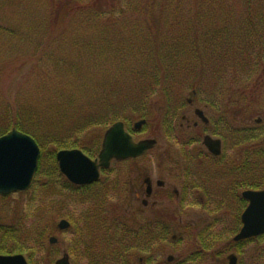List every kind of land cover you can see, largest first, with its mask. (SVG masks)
<instances>
[{
    "label": "rangeland",
    "instance_id": "374dc122",
    "mask_svg": "<svg viewBox=\"0 0 264 264\" xmlns=\"http://www.w3.org/2000/svg\"><path fill=\"white\" fill-rule=\"evenodd\" d=\"M6 1L0 0V4ZM43 1L45 7L48 6L50 9L59 10L61 7L66 6L64 7L65 10L69 11L74 8L73 5L77 0ZM88 1L92 3L93 0ZM96 1L97 4L104 6V9L114 8L116 13L118 12L116 15H119L120 10L129 9V0ZM23 6L16 3L13 15L19 16L21 10H24ZM39 7L41 6L30 4L26 8L30 12H34ZM150 9L152 10L151 15H155V19H157L155 22L151 21V30L154 35L151 40L155 45L158 44V47L159 42H162L160 39L163 33L169 27L179 25L181 16L185 20L183 21L185 27L189 25V28H191L194 24V28H199L198 24L205 27L212 23L208 20L213 18L214 13L221 16L217 18L216 24L224 23L230 31L237 35L236 52H240L239 44H241L245 49L242 58L251 60V62L241 73H237V76H233L232 72L228 70L229 68L221 70L219 82H215V80L208 77L203 81L195 82V77L188 76V80L182 82L184 84H175L178 88L177 98L179 101H176L175 104L172 100H166L160 90L159 93H154L146 106L149 109L147 123L143 125L140 131H134V137L137 141L145 138H156L158 144L147 152L144 157L126 162V165L114 163L112 166L115 170L114 175L118 174L113 181L110 176L104 174L100 180L101 183L89 191H74L72 184L66 177L61 176L60 172L59 174L54 173L53 170L45 177L37 175L31 187L26 191L5 196L0 195V224H8L13 228L21 226L24 227V230H27L38 222L43 228L53 229L50 236L58 238L57 243L50 244L53 245V248L48 251L44 252L36 246L38 264H55L64 253H69L72 264H89V260L98 261L97 264L103 263V261H107V257H104L107 254H116V259H123V253L120 251L123 244L121 245L119 239L124 236L123 230L134 231L138 229V223L141 220L137 215L142 207H140V201L136 199L139 192H141V184L145 173L153 179L154 188L158 191V199L162 202L153 212L144 211V213L152 218L160 219L166 226H169L168 236L160 235V240L157 242L160 243V261L164 263L167 255L173 253L178 260L189 259L185 262L186 264H226L228 250L236 231L241 226L240 215L245 206L241 202L233 201L229 183H232L234 179L224 180L227 172L226 168L227 165L232 164V161L239 160L237 159V148L240 149L241 161L246 160L249 152L253 151L249 149L250 142L247 141L254 134L253 131L264 135V122L260 125L256 122L259 117L264 119V43L258 44L257 37H254L257 36L256 32H261L262 36L264 33V0H223L216 10H214L215 7H205L202 0H156V5ZM206 10L207 12H205ZM42 12H44V9ZM207 13H211L210 16ZM144 16L145 14H141L140 17L138 15L129 16L125 25L133 27L132 25L135 24V26L147 24L148 26L149 24L144 20ZM135 20H139V23ZM12 22L15 21L12 20ZM0 24L2 23L0 22ZM73 24V20L64 19V16L60 15L55 21L54 30L58 32L68 31V28ZM76 25L79 26L82 23ZM38 36L37 39H45L48 35L40 34ZM60 36L65 37L66 35L54 33L51 38L59 39ZM86 37H90L87 31L79 35L80 39ZM242 39H246V41L243 42ZM47 40L45 39V41ZM73 40H75V37L71 39V41ZM69 44L67 43L68 46ZM248 51H253V54H247ZM28 52L24 50V53H22L24 57L19 60L17 66L14 67L11 63L12 67L3 72L0 80V107L3 104L16 105L17 93L23 90V87L29 86L26 82L27 76L32 67V62H35L39 56ZM237 57L239 59L240 56ZM222 74L226 75L225 78ZM227 80L229 81L228 84L224 85ZM193 84L198 85L199 89L192 87ZM196 89L199 92L194 95L193 91ZM212 91H215L214 96L211 93ZM190 97L195 99L193 105L187 104V98ZM196 107L205 109L206 115L213 118H211L212 123L219 122L221 124L219 134L227 133L228 136V142L223 145L221 156V164L225 172L222 179L223 191L213 189L214 194L212 195H215L216 198L204 203L199 201L202 193L196 191L194 195H197L198 199L187 198L185 204H180L177 199H174L173 195L172 199L167 197L168 193L182 187L179 178V183L174 178V170H178V165L186 163L187 149H193L199 154H202L205 149L202 142V126L198 129L190 128L188 122L182 119L183 115L188 116L191 119V124L194 120H197L198 118L194 114ZM125 115L130 120L127 121L131 122L129 126L128 122L124 120L127 129L132 131L135 122L139 121L141 117L129 110L125 111ZM231 126L248 131L245 132L248 134L238 138L240 144L234 145L236 148L229 142L230 138H234V135H231L234 127L230 129ZM254 127L255 130L252 131L250 128L254 129ZM106 129V126L91 129L90 132L83 135V144L95 149L99 148L97 151L99 153ZM190 132H193V135L187 134ZM76 136L78 135H72L70 140L72 141ZM190 139H197L198 142L196 144H186ZM254 145H256L255 149L263 148L264 138L257 140ZM232 157L234 159L230 161ZM195 163H197V168L200 171L213 167V164L214 166L217 165L215 161H209L203 156L202 158L198 157ZM255 169V178L259 180L264 173V166L260 164L258 169ZM39 178L41 180L37 187ZM159 179L164 180L166 183L162 188L156 186V181ZM115 180H117V183H115ZM210 180L215 182L214 178H210ZM51 182L57 186L58 194H47L44 191V186L49 185ZM210 187L212 188V186ZM59 201H61V204H59ZM62 201L63 203L66 202L64 207ZM100 207L105 208L101 219L107 221V226L110 227L107 231L100 230V227L96 228V231H93L94 228L91 229L92 224L90 223L93 219L89 215L98 211ZM88 217L89 219H86ZM63 218L72 223V226L67 230L58 229V223ZM89 225L91 226L88 228ZM79 227L86 232L84 233L85 237L78 235L81 231H79ZM88 232L91 234L86 236ZM83 237L85 239L89 238L90 243L96 244L95 251H91V254H86V249L84 251L81 245L78 246ZM127 241L125 239V242ZM112 249L114 251L110 253ZM198 252H200L201 257L194 259L193 256ZM127 254L128 263L135 264L138 262L134 248H130ZM239 256L241 259L239 264H264V236L255 238L252 243H247L244 251ZM40 257L41 259H39ZM107 263L110 264V261H107Z\"/></svg>",
    "mask_w": 264,
    "mask_h": 264
},
{
    "label": "trees",
    "instance_id": "16d2710c",
    "mask_svg": "<svg viewBox=\"0 0 264 264\" xmlns=\"http://www.w3.org/2000/svg\"><path fill=\"white\" fill-rule=\"evenodd\" d=\"M77 1L69 11L65 10L66 6L59 10L45 7L43 0H7L0 4V80L3 72L12 67L11 63L14 67L18 65L24 57V50L39 56L32 62L27 76L29 86L17 93V104H3L0 107V136L18 129L32 135L40 145L42 154L36 176H48L53 170L59 174L56 153L61 149L82 148L95 158L99 148L84 145L83 135L98 126L108 128L116 121L129 120L125 115L127 110L138 114L141 119H148L147 103L159 90L166 100H172L175 104L179 102L175 84H184L182 82L188 80V76L195 77V82L203 81L206 77L219 82L221 70L229 68L232 75L237 76L251 62L242 58L245 49L241 44L240 52H236L237 35L224 23L216 24L217 18L221 17L217 14L213 13V18L208 20L212 23L205 27L198 24L199 28H194V24L191 28L189 25L185 27V20L181 16L179 25L169 27L163 33L158 47L151 40L154 38L151 21L157 19L151 15L150 8L156 5V0H129V9L120 10L119 15H116L118 12L114 8L104 9L96 0L92 3L88 0ZM222 2L202 0L205 7H215L214 10ZM16 3L24 5L19 16L13 15ZM30 4L41 7L30 12L26 8ZM133 13L139 17L145 14L143 18L149 25L126 26L129 16H135ZM60 15L74 21L68 31L54 30L55 21ZM135 21L139 23V20ZM80 23L82 25H76ZM86 31L90 37L80 39L79 35ZM54 33L66 36L51 38ZM40 34L48 35L45 37L48 40L37 39ZM256 34L257 43H264V33L263 36L261 32ZM74 37L75 40L71 41ZM67 43H70L69 46ZM246 53L252 55L253 51ZM237 56H240L239 59ZM222 76L225 78L226 75ZM193 85L199 89L198 85ZM211 93L214 96L215 91ZM233 130L240 134L234 135L237 139L247 132L236 127ZM72 135L78 136L71 141ZM260 164L264 166V155L257 154L255 168L258 169ZM100 183L87 185L85 189ZM261 185H264V173L253 187L260 188ZM72 186L74 191L81 190V186ZM44 187L47 194H58L57 186L52 182ZM103 210L100 207L89 215L93 221L88 228H98ZM52 230L43 228L38 222L27 230L21 226L13 228L0 224V254L24 253L31 264H38L36 246L44 252L53 248L49 242ZM130 236L132 239L127 242L119 241L123 244L120 251L124 258L116 259V254H109V259L107 254L106 260L129 264L127 252L130 248H137V234ZM89 247L87 254L95 251L96 244L91 242ZM112 251L114 249L110 253Z\"/></svg>",
    "mask_w": 264,
    "mask_h": 264
},
{
    "label": "flooded vegetation",
    "instance_id": "af4514ba",
    "mask_svg": "<svg viewBox=\"0 0 264 264\" xmlns=\"http://www.w3.org/2000/svg\"><path fill=\"white\" fill-rule=\"evenodd\" d=\"M193 94L196 95L197 91L194 90ZM194 103H195V99L193 97L187 98V104L188 105H193ZM209 105H207V106H209ZM197 109H199L203 112V114L205 115V117L207 119L206 121L196 113ZM194 114L198 119L194 120L192 124L190 123L191 119L188 118V116L183 115L182 119H183V121L188 122V127H190V128L193 127L194 129H198L199 127L202 126V130H203V141L202 142L205 146V149H204V151H202V154H199L197 151H195L193 149H192L193 151L190 148L187 149L186 163L184 165L183 164L178 165V170L177 169L174 170V178L177 181L179 178V181L182 184V187H180V189H178V190L174 189V191L172 193H168L167 197L169 199H172V195H173L174 199H177L180 204H185L188 199H192V200L198 199L197 195H194L196 191H198L199 193H202V195L199 197V201L201 203L212 201L214 198H216L215 195H212V194H214L213 189L216 188L218 190L221 189L223 191L222 179H223L225 172H224L223 166L221 164V159H222L221 156L223 154V145H226V143L228 142V136H226L227 133L219 134V129H220L221 124L219 122H217V123L213 122L212 123V121H211L212 117H208L206 115L205 109L196 107L194 109ZM256 122L259 125L263 124L264 119L262 118L260 121H257V119H256ZM232 127H234V126H231L230 129ZM250 129L253 131V130H255V127H254V129H252V128H250ZM131 133L134 135V130H132ZM238 133L239 132H237V131L231 132V135H240ZM253 133L254 134H252V136L247 140L250 142L249 149H252L253 151L249 152V156L247 157L246 160L241 161L240 160L241 159L240 153H239L240 149L237 148V151H238L237 159H239V160L238 161H232V164L227 165L228 166L226 168L227 172L225 174L226 177L224 178V180L229 179V178H231V180L234 179V181L232 183H229L230 189L232 190L230 192V194L233 198V201H238V202H241L245 205L244 209L242 210L241 215H240L241 226L236 231L235 235H237L239 233V231L241 230V228L243 226L242 214L246 210L247 206L250 203V200L243 195V192H245L247 190H261L264 188V185L260 188L253 187L256 180H257L255 178L256 177L255 162H256L257 154L264 155V147L260 148V149H255L256 145H254V143L257 140H259L260 138H264V135H261L262 133H256V131H253ZM187 134L193 135V132H190ZM246 134H248V133L243 132L241 135H246ZM206 136H211L213 139H219L221 141V151L219 154L214 153L209 147H207L205 145L204 139ZM234 138L229 139V142H231V145H233V146L239 145L240 140L237 138H235V139ZM157 141H158V139H157ZM197 142H198L197 139H190L186 144H196ZM144 156H142V157H144ZM202 156L205 159H209V161H215L217 165L214 166V164H213V167H210L207 170H201L200 171L197 168L198 165H197V163H195V161H197L198 157L202 158ZM142 157H139V158H142ZM139 158L129 159V160H125V161L113 160L108 168H101L100 169V177H99L98 182H100L102 175H104V174L106 176H110L112 181L114 180V178L118 174V173H116L114 175L115 170H113V168H112L114 163H116V164L122 163L123 165H126V162L128 163L130 161H134V160H137ZM233 159H234V157H232L230 159V161ZM218 164H221V165H218ZM240 164H243V165L241 166ZM245 166H247V167H245ZM58 168H59L61 175L66 177L61 172L59 166H58ZM180 170H181V172L179 173ZM44 177H45V175H44ZM210 178H214L215 182L211 181ZM179 181H178V183H179ZM227 181H230V180H227ZM98 182H95V183H98ZM115 183H117V180H115ZM212 183H214V185H212ZM165 184H166L165 181L162 179H159L156 181V186L159 188L164 187ZM90 185H92V184H90ZM141 185H142L141 192H139V195H137V199H136V200L140 201V207H142V208H140L138 215H137L139 217V219L141 220L138 223V229H136L134 231L128 230V229L123 230L124 236L121 237L119 240L122 242H125V239H127V240L132 239L131 236L129 237L130 234H137V248L135 250H136V256H137L138 262H136L135 264H186L185 262L189 259L178 260L177 257L173 253H170L167 255L166 261L164 263H162L160 261V259H159L160 243H157V242L160 240V235L168 236L169 226H166V224L161 222L160 219L152 218V217L148 216L147 213H144V211H152L153 212V210H155L160 205V203L162 202L161 200L158 199L159 198V196L157 195L158 191H156L154 188L153 179L151 178V176L145 173L144 179H143ZM80 186H81V188H80L81 191H89L90 190V189H85L87 185H80ZM210 186H212V188ZM217 197H218V195H217ZM148 209H150V210H148ZM99 227H100V230L104 229L105 231L110 229V227L107 226V221L105 222L103 220L100 222L98 228ZM105 228H107V229H105ZM96 230H97L96 228L93 229V231H96ZM79 231H80V233H78V235H80V236L83 235L85 237L84 233H86V232L83 231L82 228H80ZM90 234L91 233L88 232L86 234V236H88ZM235 235H234V237H235ZM263 236L264 235H259L258 237H263ZM84 237L81 239V241H80L81 243H79L78 246L81 245V247L85 251V249L90 248L89 247L90 242L88 240L89 238L85 239ZM254 238H257V237H251V238L243 239L240 241H235L233 238L232 243L230 245V248L228 250L229 254L227 256V259L225 260L226 264H230V262H231L230 256L231 255L236 256V258H237L236 264H239V261L241 260L239 255L242 254L247 243L254 242ZM133 245L134 244H131V246H133ZM134 247H135V245H134ZM206 250H208V249H206ZM14 254H23L28 258V256L24 253H12V254H0V255H14ZM104 257H107V255H105ZM193 257H194V259L201 257L200 252H198ZM194 259H192V260H194ZM196 260H195V263H196ZM29 261H30V259H29ZM107 261H110V264H116V262H113L111 260H107ZM107 261H103V263L108 264ZM92 263L97 264L98 261L93 262V261L89 260V264H92ZM103 263H99V264H103Z\"/></svg>",
    "mask_w": 264,
    "mask_h": 264
},
{
    "label": "water",
    "instance_id": "95a60500",
    "mask_svg": "<svg viewBox=\"0 0 264 264\" xmlns=\"http://www.w3.org/2000/svg\"><path fill=\"white\" fill-rule=\"evenodd\" d=\"M196 113L207 120L199 109ZM261 119L258 118L257 121ZM146 119L137 121L134 127L140 130ZM204 143L214 153L221 151V141L206 136ZM157 140L146 138L136 141L126 129L123 121H117L105 132L102 149L97 158L92 159L82 149H61L56 158L61 172L73 183L79 185L91 184L99 180L100 169L108 168L113 160H127L143 156L147 151L156 147ZM41 148L36 139L18 129H12L0 136V194L8 195L27 190L39 167ZM243 195L250 200L242 214L243 226L234 240L240 241L264 234V188L247 190ZM71 223L62 219L58 228L65 230ZM55 236L50 238L52 244L57 243ZM230 264H236L237 258L230 256ZM0 264H29L23 254L0 255ZM55 264H71L69 253L59 258Z\"/></svg>",
    "mask_w": 264,
    "mask_h": 264
},
{
    "label": "bare ground",
    "instance_id": "6f19581e",
    "mask_svg": "<svg viewBox=\"0 0 264 264\" xmlns=\"http://www.w3.org/2000/svg\"><path fill=\"white\" fill-rule=\"evenodd\" d=\"M33 180H34V179H33ZM33 180H32V181H33Z\"/></svg>",
    "mask_w": 264,
    "mask_h": 264
}]
</instances>
